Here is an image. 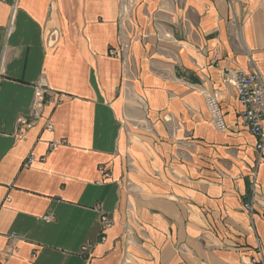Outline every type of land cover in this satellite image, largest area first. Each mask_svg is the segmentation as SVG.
I'll return each mask as SVG.
<instances>
[{"label": "crops", "instance_id": "0c3cea01", "mask_svg": "<svg viewBox=\"0 0 264 264\" xmlns=\"http://www.w3.org/2000/svg\"><path fill=\"white\" fill-rule=\"evenodd\" d=\"M236 70L264 85V0H0V264L264 252V149L227 81ZM39 84L41 117L17 125Z\"/></svg>", "mask_w": 264, "mask_h": 264}, {"label": "built area", "instance_id": "2783aa9c", "mask_svg": "<svg viewBox=\"0 0 264 264\" xmlns=\"http://www.w3.org/2000/svg\"><path fill=\"white\" fill-rule=\"evenodd\" d=\"M129 4L121 2L119 19L123 21L126 17ZM119 51H123L128 47V43L120 40ZM111 55H118L116 50L110 51ZM233 86L237 99L242 107L240 117L249 130L255 136V149L260 154L264 149V85L261 75L256 70L245 72L236 70L227 79ZM51 91L45 85H37L31 100L30 113L25 117H18L16 124L22 127H29L36 123L41 117L42 109L49 99ZM206 105L212 116V121L218 129L224 127L222 113L218 104L216 95H207L205 97ZM47 129L52 128V123L48 119L45 123ZM33 157H28L26 164L33 161ZM248 209L249 207L246 206ZM103 224L107 223L105 217L101 218ZM249 264H264V252L258 248V254L250 258Z\"/></svg>", "mask_w": 264, "mask_h": 264}]
</instances>
